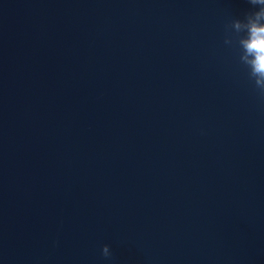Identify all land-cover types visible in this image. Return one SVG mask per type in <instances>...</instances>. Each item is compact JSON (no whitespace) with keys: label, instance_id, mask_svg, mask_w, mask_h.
<instances>
[{"label":"water","instance_id":"1","mask_svg":"<svg viewBox=\"0 0 264 264\" xmlns=\"http://www.w3.org/2000/svg\"><path fill=\"white\" fill-rule=\"evenodd\" d=\"M256 10L0 0V264H264Z\"/></svg>","mask_w":264,"mask_h":264},{"label":"clouds","instance_id":"2","mask_svg":"<svg viewBox=\"0 0 264 264\" xmlns=\"http://www.w3.org/2000/svg\"><path fill=\"white\" fill-rule=\"evenodd\" d=\"M252 6H258V10L245 14L243 20L232 21L230 27L239 36V43L244 49L240 61L250 68V76L255 81L256 87L264 96V0H248ZM231 39L226 38L225 43L231 44ZM102 254L107 258L111 256L108 245H104Z\"/></svg>","mask_w":264,"mask_h":264}]
</instances>
